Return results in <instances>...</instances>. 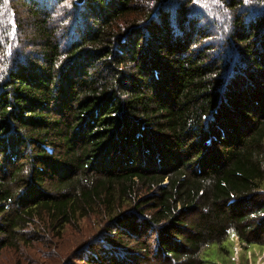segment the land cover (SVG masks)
<instances>
[{
	"label": "trees",
	"instance_id": "1",
	"mask_svg": "<svg viewBox=\"0 0 264 264\" xmlns=\"http://www.w3.org/2000/svg\"><path fill=\"white\" fill-rule=\"evenodd\" d=\"M43 1L0 58V245L99 211L90 264L264 250V0Z\"/></svg>",
	"mask_w": 264,
	"mask_h": 264
},
{
	"label": "rangeland",
	"instance_id": "2",
	"mask_svg": "<svg viewBox=\"0 0 264 264\" xmlns=\"http://www.w3.org/2000/svg\"><path fill=\"white\" fill-rule=\"evenodd\" d=\"M71 3L72 0H44L42 4L49 7L55 18L68 19ZM212 5L222 7L218 0H212ZM194 6L199 7L197 4ZM256 8L257 11L261 10L262 5L258 4ZM29 15L31 13L21 0H0V58L35 54V43L26 42L33 30ZM16 25H21V29H17ZM98 213L66 224L61 232L51 226V222L35 220L34 225L26 228L29 241H21L15 247L0 245V264H90L79 260V257L87 249H98L96 246L102 229V215ZM231 240L224 242L228 254L210 245L203 257L209 264H264V250L261 247L245 245L235 236Z\"/></svg>",
	"mask_w": 264,
	"mask_h": 264
},
{
	"label": "water",
	"instance_id": "3",
	"mask_svg": "<svg viewBox=\"0 0 264 264\" xmlns=\"http://www.w3.org/2000/svg\"><path fill=\"white\" fill-rule=\"evenodd\" d=\"M74 2H75L77 5H82V4H84L85 0H74Z\"/></svg>",
	"mask_w": 264,
	"mask_h": 264
}]
</instances>
